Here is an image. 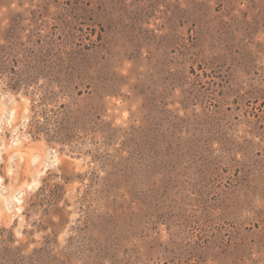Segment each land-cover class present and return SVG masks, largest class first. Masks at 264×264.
<instances>
[{
    "label": "rangeland",
    "instance_id": "rangeland-1",
    "mask_svg": "<svg viewBox=\"0 0 264 264\" xmlns=\"http://www.w3.org/2000/svg\"><path fill=\"white\" fill-rule=\"evenodd\" d=\"M0 264H264V0H0Z\"/></svg>",
    "mask_w": 264,
    "mask_h": 264
}]
</instances>
